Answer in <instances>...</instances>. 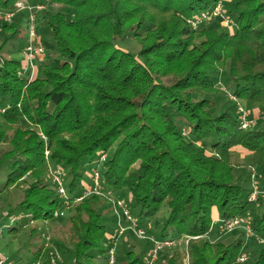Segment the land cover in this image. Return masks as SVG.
I'll return each mask as SVG.
<instances>
[{"label": "trees", "instance_id": "obj_1", "mask_svg": "<svg viewBox=\"0 0 264 264\" xmlns=\"http://www.w3.org/2000/svg\"><path fill=\"white\" fill-rule=\"evenodd\" d=\"M18 1L0 0V11H15ZM218 1L35 0L61 6L37 19L39 33L50 37L44 47L61 63L41 56L42 73L34 79L15 58L27 43L28 12L0 19L2 35H8L0 50L10 44L8 56L0 58V196L25 185L15 204L0 202V223L10 235L21 232L23 219L49 230L68 206L72 248L53 243L75 264H97L102 257L109 264L117 235H107L109 217L102 209L108 201L95 193L75 201L85 194L84 160L90 158L93 171L101 173L100 191L129 192L126 203L141 225L167 206L160 231L151 234L198 237L188 244L190 264H235L244 255L246 231L228 242L210 240L215 218L245 217L250 237L264 240L263 196L251 200L246 174L237 173L243 149L264 189V125L243 128L236 107L218 104L229 101L224 83L264 115V0L230 2L226 14L234 17L233 29L220 18L197 27L188 22ZM127 34L126 41L139 45L137 54L118 44ZM29 124L47 136L51 162L45 141ZM50 164L63 170L68 200L53 184ZM14 216L21 218L8 222ZM121 241L119 264H149V240L138 241L128 231ZM180 248L164 249L153 264H184ZM255 264H264V249Z\"/></svg>", "mask_w": 264, "mask_h": 264}, {"label": "rangeland", "instance_id": "obj_2", "mask_svg": "<svg viewBox=\"0 0 264 264\" xmlns=\"http://www.w3.org/2000/svg\"><path fill=\"white\" fill-rule=\"evenodd\" d=\"M35 0H20L19 2L24 3V6H29V5H33ZM233 0H224L223 1V5H224V10L229 12L232 9V2ZM17 4H16V9L15 11V15L22 12V11H26V10H19L17 9ZM52 10L53 12L60 10L61 6L58 5H52L51 7H48L45 5V7L40 11L43 12L46 9ZM38 12V17H39V13ZM8 13V11H0V19H5V14ZM231 18V25L230 26H226L229 29H233V16L230 17ZM9 21V20H8ZM44 27L42 26L41 29H43ZM40 31V30H39ZM38 31V32H39ZM8 36V35H2V31H1V26H0V46L2 44V42L4 41V38ZM129 35L127 34L125 38H123L122 40L118 41V44L125 48L126 50H128L129 52L133 53V54H137L139 51V45L137 44V42L134 39H128V41H126L127 37ZM27 37V34H26ZM49 36H42L39 33V39L40 42L43 44L45 41L49 40ZM10 48V44H7L5 47H3V49L0 50V58L1 57H7L8 56V50ZM54 52H50L46 49L45 47V53L43 55V60H48L51 59L52 60V65H59L61 63V59L58 57H54L53 56ZM15 58L25 62V57L23 55L22 52H19L15 55ZM38 66L37 67V73L36 74H40L42 73L41 68H39V63H37ZM227 73V72H226ZM227 75V74H226ZM37 76V75H36ZM35 76V77H36ZM224 77V75H223ZM226 77V76H225ZM228 80V79H227ZM222 95L226 96V98L229 99V101L226 103L224 102L225 100L223 98L220 99L219 103L220 106H232V107H236V109L238 110L239 108H243L249 115V117L251 118V116L253 117H257V118H251L252 120H254L255 124L257 123H263L264 125V115H260L262 114V112L259 110V108H254L252 107L248 102L246 101H242L240 99L237 98V100L233 99L231 97V93L229 91V89L227 88V86H225V84L223 83V93ZM223 97V96H222ZM236 109L233 110L234 113H236ZM2 113L5 112V109H1L0 110ZM258 116H261L260 119ZM29 128H31L32 130H35L38 134V136L42 139V134L45 135V133L43 132L42 128L36 127L33 124H29V126H27ZM47 137V136H46ZM45 141V156L47 158V160H49V162H51L50 160V151L47 148V140ZM241 152V162L245 165H249V167H245L244 165L241 167L237 168V173H242V174H246L245 176L248 178V182L250 187H253V177L252 174L254 173V171L256 172L255 174V179L258 182L257 188L259 189L260 193L259 196L262 195L263 199H264V189H263V180L261 177V174L259 173V171L253 167L250 166V157L246 154L245 151H243V149H240ZM104 156H102L103 158ZM107 158V157H106ZM92 159L87 158L84 160V172H85V177H84V183H85V190L84 192L87 191V195H90L92 193L97 194L96 192H93L92 189L93 187V179H92V175H93V165L91 164ZM100 163L99 164V168L101 169V167H103V160H99ZM98 166V165H97ZM57 167H54L53 164H50V177L52 178V170L55 169ZM64 174V173H63ZM25 185H17L13 188V193L11 195H7L6 193H4L3 195L0 196V202H1V207L3 205H13L15 204L19 197L21 196V192L24 190ZM99 196L103 197L104 199H106L108 201L107 205L112 204L113 200L116 199H121L126 201L127 203H129V201L131 200V195L129 192L127 191H122L119 193H110L108 190H106V193L101 192V194H98ZM85 196V197H86ZM258 196V198H259ZM258 198L256 200L253 201H257ZM113 199V200H112ZM83 199H79L76 198L75 201H81ZM105 205L104 208L102 209L104 212V215L109 217L108 219H106L105 224L107 225V235L109 236H116L118 234V226L116 225V223L112 222L111 217H113V212L110 211V209L108 208V206ZM167 206H163V208L161 209V211L159 212V214L153 219L150 220L151 222H146L145 224H149L151 223V227L149 228V233L152 230L153 232H158L160 231V227L161 224L163 223V219L167 216ZM72 213V209L69 208L67 206V208L62 212V213H56V216H61L60 219L56 222H51L50 223V229L49 230H44L43 226L41 224V222H35L32 221L31 223H27L24 219L22 220V230L18 235H10L7 232V227L5 224H1L0 223V227L3 228V236L2 238H0V252L4 255V257L7 259V264L11 263V264H75L74 261H72V258L70 259V253L69 252H65L62 253L60 251V249H58L56 247V245L53 243L54 239H56L59 242H64L66 243L65 245L69 248H72L71 243L68 242L69 238H68V223L66 222V218L71 215ZM132 214L135 217L137 216V210H132ZM3 216V214H2ZM1 218V217H0ZM216 219H220V218H215ZM11 220H8V222H10ZM32 228H36L35 229V233H31ZM239 231H243L245 232V230L243 228H239L236 229L233 232H226V231H222L220 229V223H216L214 225L213 228V232L210 231V233L212 232L213 235H211L210 240L214 243H218L220 241H225L228 242L230 240H232L234 237L237 236V234L239 233ZM134 236V238H136V240L138 241H145L144 239L138 238L133 232H131ZM151 234V233H150ZM125 236V235H124ZM155 236V235H154ZM189 235H184L183 237H186ZM189 237H193V236H189ZM122 238L117 236V243L115 245V253H116V257H117V250L119 248V246L122 243ZM107 239V237H106ZM193 239V238H190ZM188 243L185 240L183 242V245L181 246V252L184 255V264H190V253H189V241ZM195 239V238H194ZM197 239V238H196ZM148 242V241H147ZM129 243L131 244V241L129 240ZM39 246H44V250L42 252H38V253H34L35 251L38 250ZM264 249V243L261 242L260 239L258 238H254V237H247V248L246 251L244 253L243 256L246 257V260L242 263H235V264H255V262L257 261L258 256L260 255L261 251ZM150 251L151 248H148L144 259L146 261H149L150 259ZM110 260V257H109ZM117 262H115V264H119L118 258L116 259ZM97 264H106V260L104 259V257H102V259L100 260H96ZM155 263V262H154Z\"/></svg>", "mask_w": 264, "mask_h": 264}, {"label": "built area", "instance_id": "obj_3", "mask_svg": "<svg viewBox=\"0 0 264 264\" xmlns=\"http://www.w3.org/2000/svg\"><path fill=\"white\" fill-rule=\"evenodd\" d=\"M224 0H219L215 7L211 11H204L201 12L199 15L189 18L188 22L193 26L197 27L202 22L212 20L214 18H220L221 21L226 25H231V20L229 16L226 14V11L224 10L223 5ZM25 4L22 2L17 3V9L19 10H26L28 12L27 16V43L25 45V48L23 50V55L25 57V63H26V70L29 72L30 78L34 79L37 75V62L40 59L41 56L45 53V47L40 42L39 39V32H38V26H37V19H38V12H40L45 5L43 4H33L29 6H24ZM5 18L7 20H12L15 16V12H8L5 15ZM231 97L235 100L237 98L231 94ZM238 111L240 112V119L241 124L243 128H249L251 126L255 125L254 120H252L248 113L243 109L239 108ZM42 137L44 140H47L46 135L42 134ZM102 156H104L102 158ZM100 160H105L107 155H102ZM256 172L252 174L253 177V192L250 195L251 200H256L259 196V189L257 188L258 182L255 179ZM52 182L56 185L57 190L61 198L68 200L69 196L67 193V190L65 188V184L63 181V170L59 167L52 170ZM93 179V192H96L97 194H101L100 191V180H101V173L99 170L95 169L93 171L92 175ZM87 195V191L85 194L79 199H83ZM113 200V199H112ZM112 207L114 209V213L117 220V226H118V237L124 236L128 231L133 232L138 238L149 240L152 243V248L150 251V259L149 264H153L161 251H163L166 248H174L177 246H182L183 242L186 240L188 243V240L190 238H198L196 237H181L180 239H160L154 236L153 234L149 233V228L151 227V223L147 224L146 227L141 225V223L135 218V216L132 214L129 206L127 205L126 201L121 199H116L112 201ZM21 218V216H14L11 218V223H14L18 221ZM216 223H220V229L222 231L226 232H233L236 229L243 228L248 236L254 235L252 231V227L250 222L247 218L242 216H236L229 220L224 219H216L214 220L211 231L214 228V225ZM3 236V228L0 227V238ZM261 242L264 243V240L261 239ZM246 260L245 256H241L237 262L243 263ZM116 258H115V251L114 248L110 250V260L109 264H115ZM0 264H7V259L4 257V255L0 252ZM11 264V263H8Z\"/></svg>", "mask_w": 264, "mask_h": 264}, {"label": "crops", "instance_id": "obj_4", "mask_svg": "<svg viewBox=\"0 0 264 264\" xmlns=\"http://www.w3.org/2000/svg\"><path fill=\"white\" fill-rule=\"evenodd\" d=\"M213 235V234H212Z\"/></svg>", "mask_w": 264, "mask_h": 264}]
</instances>
